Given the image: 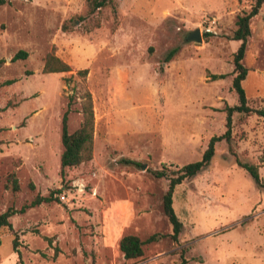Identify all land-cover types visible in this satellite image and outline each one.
<instances>
[{
  "label": "rangeland",
  "instance_id": "1",
  "mask_svg": "<svg viewBox=\"0 0 264 264\" xmlns=\"http://www.w3.org/2000/svg\"><path fill=\"white\" fill-rule=\"evenodd\" d=\"M109 1L94 14L87 0L0 5V215L61 191L58 202L10 217L12 230L0 228V264H18V253L23 264H180V255L187 264H264V192L225 142L174 190L183 224L177 242L162 237L172 233L162 209L168 180L153 175L200 160L210 138L224 133V108L238 103L240 42L230 37L253 0ZM195 29L202 42L187 43ZM250 31L242 85L248 105L263 109L264 3ZM18 52L26 58L12 60ZM51 52L71 70L43 73ZM84 90L94 115L92 159L61 177L62 116L69 107L68 132L79 127ZM232 137L238 159L256 166L264 185V118L233 114ZM13 172L17 192L7 181ZM124 234L159 236L141 258L125 260Z\"/></svg>",
  "mask_w": 264,
  "mask_h": 264
},
{
  "label": "trees",
  "instance_id": "2",
  "mask_svg": "<svg viewBox=\"0 0 264 264\" xmlns=\"http://www.w3.org/2000/svg\"><path fill=\"white\" fill-rule=\"evenodd\" d=\"M5 0H0V5L4 3ZM109 0H87V8L89 14H94L102 8H105L109 4ZM264 3V0H253V5L248 13H244L238 16L236 21V29L230 37L231 40L239 41L240 45L237 48L233 56V66L235 77L232 80V89L237 95L238 103L233 106H226L224 108L225 117V131L219 136H213L210 138L207 148L203 152L200 160L186 164L177 168L174 171H168V169L162 168L161 170H156L153 172L155 178H165L168 180V188L162 198V209L165 217L167 218L169 224L172 228V233L170 235H163L162 237H169L173 242H177L180 234L183 230V224L178 219L175 211L173 209V194L175 188L180 185L183 181L188 180L199 174L201 171L206 169L215 154V146L220 142H225L228 148V152L234 157L235 163L238 167L245 170L251 179L253 180L255 186L263 190L264 185H262L258 168L254 165L245 163L238 159L236 153L233 149V137H232V116L233 114H243L252 115L255 114L259 117L264 118V108L263 109H253L248 105L245 91L243 89V82L246 79L248 69L242 64V60L245 55L247 40L251 34L250 31V20L259 14V11ZM179 48L175 47L168 51L163 59V64L169 63L178 53ZM25 52H18L12 60L25 59ZM4 63L0 60V66ZM68 64L64 63L62 60L57 58L53 52L46 55L43 65V73H65L70 71ZM77 74L81 77L87 75V70L78 71ZM225 75H211L212 80L222 79ZM72 100H76V97L72 95L70 97ZM82 99L81 103V115L82 122L79 127L73 131L68 132V115L70 113L69 107H67L61 120V144L62 152L60 155L59 171L61 177H64L66 170L75 168L83 163L89 162L92 159V137L94 130V115L93 107L90 93L84 90L83 94L80 96ZM125 164H136L132 161L122 160ZM137 165V164H136ZM7 181L12 185V190L14 192L19 191V184L15 178V173H11ZM31 189H34L33 185L30 184ZM60 190H51L47 196L36 195L34 199L28 204L23 205L19 211L8 209L3 214L0 215V228L7 227L12 230L11 224L8 221L10 217L16 213H23L27 209L37 207L43 203H51L53 201H59L58 194ZM159 235H152L146 241L140 240V238L135 234H124L118 243V248L123 258L125 260H137L143 256V246L146 243H151L156 241ZM18 240L17 237L13 239L12 247L13 250L17 249ZM19 261L18 264H23L20 261V254L18 253ZM180 264H187L186 259L183 255H180Z\"/></svg>",
  "mask_w": 264,
  "mask_h": 264
},
{
  "label": "water",
  "instance_id": "3",
  "mask_svg": "<svg viewBox=\"0 0 264 264\" xmlns=\"http://www.w3.org/2000/svg\"><path fill=\"white\" fill-rule=\"evenodd\" d=\"M185 41L188 42H193V43H197L200 44L202 42V34L201 31L199 29H195L192 31H189L186 33L185 37H184ZM142 169H145V166H142Z\"/></svg>",
  "mask_w": 264,
  "mask_h": 264
}]
</instances>
